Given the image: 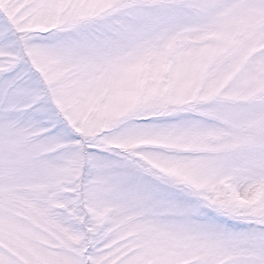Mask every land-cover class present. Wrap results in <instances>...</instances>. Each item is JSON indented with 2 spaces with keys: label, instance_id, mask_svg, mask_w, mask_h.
<instances>
[{
  "label": "snow or ice",
  "instance_id": "obj_1",
  "mask_svg": "<svg viewBox=\"0 0 264 264\" xmlns=\"http://www.w3.org/2000/svg\"><path fill=\"white\" fill-rule=\"evenodd\" d=\"M0 264H264V0H0Z\"/></svg>",
  "mask_w": 264,
  "mask_h": 264
}]
</instances>
